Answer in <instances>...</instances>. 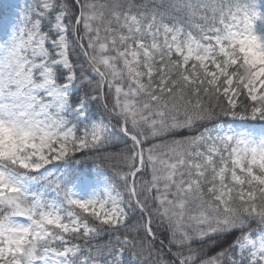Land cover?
Listing matches in <instances>:
<instances>
[{
    "label": "snow or ice",
    "instance_id": "obj_1",
    "mask_svg": "<svg viewBox=\"0 0 264 264\" xmlns=\"http://www.w3.org/2000/svg\"><path fill=\"white\" fill-rule=\"evenodd\" d=\"M0 264H264V0L0 9Z\"/></svg>",
    "mask_w": 264,
    "mask_h": 264
},
{
    "label": "rangeland",
    "instance_id": "obj_2",
    "mask_svg": "<svg viewBox=\"0 0 264 264\" xmlns=\"http://www.w3.org/2000/svg\"><path fill=\"white\" fill-rule=\"evenodd\" d=\"M15 2H16V1H13L12 4L15 3Z\"/></svg>",
    "mask_w": 264,
    "mask_h": 264
}]
</instances>
